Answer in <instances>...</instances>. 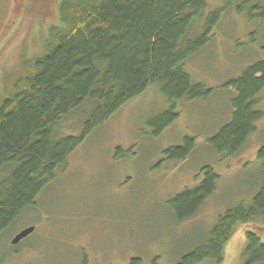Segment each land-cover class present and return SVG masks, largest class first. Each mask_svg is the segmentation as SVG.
I'll use <instances>...</instances> for the list:
<instances>
[{
	"label": "trees",
	"instance_id": "trees-1",
	"mask_svg": "<svg viewBox=\"0 0 264 264\" xmlns=\"http://www.w3.org/2000/svg\"><path fill=\"white\" fill-rule=\"evenodd\" d=\"M56 8L58 23L48 28L43 52L23 54L19 71L6 75L0 87V237L40 209L38 198L68 157L150 85L167 101V108L147 121L154 137L179 119L178 104L207 100L213 89L194 82L185 63L209 45L227 10L250 21L264 19V0H223L210 11L208 0H61ZM224 86L236 91L231 119L206 144L214 155L234 158L264 118L259 109L264 60ZM78 116L80 134L64 135V124ZM196 149V138L185 137L164 155L183 162ZM257 157L263 178L250 202L240 201L219 215L208 236L177 264H221L237 226L249 223L261 227L247 232L244 264H264V146ZM200 175L198 185L168 201L179 224L195 218L217 191L220 175L213 167H202ZM130 264L143 261L134 258Z\"/></svg>",
	"mask_w": 264,
	"mask_h": 264
},
{
	"label": "rangeland",
	"instance_id": "rangeland-1",
	"mask_svg": "<svg viewBox=\"0 0 264 264\" xmlns=\"http://www.w3.org/2000/svg\"><path fill=\"white\" fill-rule=\"evenodd\" d=\"M60 2L0 0V87L6 75L19 71L23 54L43 52L48 28L58 23ZM208 3V11L223 6V0ZM257 60H264V19L250 21L227 10L209 45L185 63L193 81L205 83L213 94L178 104L179 119L158 137L147 125L167 108L158 86L131 100L68 157L38 198L40 209L0 237V264H130L134 258L143 264L157 258L158 264H177L208 236L219 215L240 201L249 203L262 183L257 152L264 146V118L237 157L216 156L206 144L231 119L236 91L225 88V82ZM260 96L264 111V91ZM81 118L67 121L63 134L79 135ZM185 137L196 138L195 153L183 162L166 160L164 152ZM207 165L220 175L217 191L195 218L179 224L168 201L198 185ZM31 226L35 232L13 250V238ZM258 227L237 226L221 264H244L247 232Z\"/></svg>",
	"mask_w": 264,
	"mask_h": 264
},
{
	"label": "water",
	"instance_id": "water-1",
	"mask_svg": "<svg viewBox=\"0 0 264 264\" xmlns=\"http://www.w3.org/2000/svg\"><path fill=\"white\" fill-rule=\"evenodd\" d=\"M35 232V227L31 226L28 227L24 230H21L11 241V245L16 246L18 245L20 242H22L24 239H26L27 237H29L31 234H33Z\"/></svg>",
	"mask_w": 264,
	"mask_h": 264
}]
</instances>
